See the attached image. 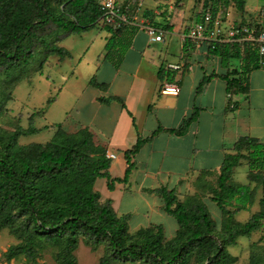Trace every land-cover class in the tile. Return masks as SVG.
Instances as JSON below:
<instances>
[{
	"label": "trees",
	"instance_id": "16d2710c",
	"mask_svg": "<svg viewBox=\"0 0 264 264\" xmlns=\"http://www.w3.org/2000/svg\"><path fill=\"white\" fill-rule=\"evenodd\" d=\"M54 1L0 0V64L5 66L7 72L37 60L40 52L46 57L57 54L61 61L72 57L68 49L60 46L61 41L72 33L80 34L94 28L104 16L98 0H64L60 13L54 11ZM212 1L210 7L204 8L216 15L224 13L231 0ZM233 1L243 15L248 13L245 0ZM201 13H197L196 20H200ZM153 24L165 29V26H159L160 23ZM104 28L111 33L105 46L108 51L106 56L117 50L120 61L129 39L139 27L130 24L119 29L109 25H104ZM55 35L57 42L48 39ZM210 51L221 57L224 67H229L232 58L242 61L240 73L233 70L224 78L229 94L247 93L248 74L263 67L264 58L258 50L247 44L242 47L239 43H223ZM45 60H41V66ZM158 74L162 77V68ZM236 74L239 76L231 77ZM208 80L207 77L201 82L198 92ZM91 84L105 87L96 78L91 80ZM113 99L120 100L126 107L122 99L116 96L106 101ZM51 101L48 100L49 103ZM229 102L231 109L239 107L238 102L231 99ZM129 114L136 125L133 114L130 111ZM34 115L30 128L14 132L4 150L0 151V226L11 227L20 237L28 240L26 244L10 247L9 257L21 253L32 257L35 254L34 246L39 241L64 244L65 238L66 246L57 258L63 263L66 260L67 264H75L72 252L78 244L79 235L84 234L94 244L109 243L110 256L103 258L100 264H109L114 259L176 264L178 261L185 262V258L195 249H199L198 255L204 264H233L238 257L229 251L228 246L236 244L239 237H249L264 226V195L260 200V210L247 222L235 218L237 212L254 203L257 187L264 185V143L257 138L241 137L235 145V152L226 154L216 185L211 187L207 184L211 190V200L223 215L220 231L227 237L217 235L214 215L200 194L181 200L177 191L167 186L145 189L158 193L165 200L164 210L179 223L174 238L165 244L162 224L142 227L130 233V215H119L112 199L103 198L96 188L100 178L107 180L109 191L115 190L117 183H127L135 168L133 157L144 144L152 141L154 135L139 137L137 143L125 151L128 163L125 174L123 177H113L110 172L112 158L108 156L105 146L95 143L88 127L68 132L60 126L45 144L33 142L19 145L17 139L20 135L36 131L32 121ZM198 117L199 111L196 110L179 128L168 130L185 134ZM160 130L161 127L155 133ZM243 160L248 162L250 168L249 179L256 182L254 188L232 180L234 168L242 165ZM202 176L206 174L203 173L201 179ZM200 183L201 187H205V183ZM233 201L237 203L234 210L229 207ZM19 220H27L22 232L16 227Z\"/></svg>",
	"mask_w": 264,
	"mask_h": 264
},
{
	"label": "crops",
	"instance_id": "0c3cea01",
	"mask_svg": "<svg viewBox=\"0 0 264 264\" xmlns=\"http://www.w3.org/2000/svg\"><path fill=\"white\" fill-rule=\"evenodd\" d=\"M134 17L132 19L139 28L129 39L121 60L119 61L117 50L108 57L106 48L102 50L101 58L95 66V75L99 82V77L103 75L102 69L111 70L100 82L104 83L105 87L89 82L91 89L89 95L84 98V104L89 110H76L79 117L76 126L71 129L76 131L88 127L94 135L95 143L105 146L108 156L111 153L116 155L112 158L110 167L113 177H123L125 174L128 167L125 151L131 149L139 137L154 135L152 141L144 144L133 157L135 168L129 181L117 183L113 191H101L103 198L112 199L113 207L119 215L131 217L133 211H137L136 208H129L124 212L120 210L122 202L118 203L115 196L119 190L129 193L132 200H142L147 205L145 214L151 217L158 213L164 203L158 193L145 189L167 186L168 189H175L179 198H182L185 191L195 187L193 181L196 179L199 189L197 194L203 197L211 211L215 208L222 220L223 215L219 207L215 202L206 201L201 189L215 186H208L207 180L209 182L212 176L219 174L226 154L235 152V145L241 137H254L264 143V65L248 74L247 93L229 94L224 76L233 70L241 72L240 59L232 58L229 67H224L219 55L213 54L210 51L212 49L204 43L186 39L187 28L181 30L183 23L176 26L169 17L158 16L155 19L160 23L159 26H165L163 41H155L149 35L145 38L141 34L147 33L138 24L143 21L153 23L152 17L147 15V18L141 21L139 16ZM101 28L107 33V43L111 33L104 27ZM176 37L175 42L179 39L180 55L173 57L170 47L174 45ZM171 63L181 65L182 68L169 69L168 65ZM161 68L162 77L158 74ZM233 76L238 77L239 74L231 75ZM207 77L209 80L198 92L199 85ZM167 80L179 84V95L160 93L161 85ZM112 96L121 98L126 107L118 99L106 101ZM230 99L232 102H238L239 107L231 109ZM196 110L199 111L198 120L191 124L187 133L179 135L168 130L179 128ZM129 111L133 114L136 125ZM160 127L162 130L155 133ZM237 167L233 170L232 180L254 188L256 182L249 180L245 167L241 169L244 171L246 182L242 179L238 182L235 173L241 169ZM203 173L206 176L201 179ZM99 180L101 178L97 180L96 188ZM200 181L207 186L201 187ZM103 184L107 187V182ZM261 190L263 193L259 196ZM256 192L254 203L235 214L237 220L247 222L260 210L264 185H259ZM232 205L229 207L234 210L236 207ZM237 243H240V239Z\"/></svg>",
	"mask_w": 264,
	"mask_h": 264
},
{
	"label": "rangeland",
	"instance_id": "374dc122",
	"mask_svg": "<svg viewBox=\"0 0 264 264\" xmlns=\"http://www.w3.org/2000/svg\"><path fill=\"white\" fill-rule=\"evenodd\" d=\"M63 1L55 0L53 2L54 11L60 13ZM98 1L101 3L103 0ZM115 1L122 5L123 11L130 16H139V21L147 18V15L152 17V22H155L158 16L169 17L170 21L174 22L176 26L183 23L181 30L186 29L188 25H191L197 19V13L206 9L204 6L210 7L213 3L212 0ZM245 1V10L247 12H256L264 8V0ZM242 15L243 13L237 8L233 0L230 1V5L223 13V16L225 18L228 17L230 21L241 19ZM155 23L158 22L156 21ZM101 27H104V24L100 20L94 28L80 34L72 33L64 38L60 46L68 49L72 57H67L63 61L60 60L57 54L46 57L43 52H40L37 60L30 64H23L20 68L12 69L10 72H7L5 66L0 64V151L4 150L6 143L14 132L25 131L30 128L33 113L35 115L32 121L36 131L30 134L20 135L17 139L19 145H26L33 142L45 144L52 138L60 126L68 132L78 131L71 129L73 126H76L75 124L79 117L76 114V110L82 108L89 110L87 109L88 106L84 104V98L89 95L91 89L89 82L93 78L97 79L95 66L98 63V59L101 58V52L106 43L107 33ZM141 36L145 38L149 37L148 33L147 35L141 34ZM48 39L52 42L58 41L56 35L48 37ZM175 40H177V37L174 38V42ZM179 50L178 39V42H175L170 47V54L173 57H178L180 55ZM42 59H46L43 66L40 65ZM110 71L108 68L102 69L101 73L103 75L99 77V82ZM49 99H52L50 103L48 102ZM238 167L239 169L245 167L246 174L248 173L249 178L250 168L248 162L243 160L242 165ZM235 175L238 182L241 181L240 179L246 182L243 169L237 171ZM217 176H212L209 182L207 180V184L216 185ZM105 180V178L99 180L97 189L99 191L106 190L109 192L106 185L104 187L103 183H106ZM196 181V179L193 181L195 187L185 191L184 197L182 196L180 198L181 200L199 192ZM204 189H201V191H204L206 201L213 203L214 201L211 200V190L209 188ZM262 193L263 190L258 195L260 196ZM115 196L118 203L120 201L122 202L120 209L122 212L129 208H136L137 210L133 211L132 216L128 219L130 233H134L142 227L162 224L165 230L164 243L166 244L174 238L179 228V223L163 207L160 208L161 211L159 210L156 215L150 217L145 214L147 205L142 200H132L129 193L126 194V192L124 193L121 190L117 191ZM161 199L165 203L162 197ZM236 205L237 203L234 201L232 206L236 207ZM212 211L215 214L213 215L217 223V235L221 238L227 237L223 231H220L221 217L217 215L218 213H216L214 207ZM26 224L27 220H19L16 227L22 232ZM238 239H240V243L228 247L229 251L233 255L237 254L238 257V260L233 264H264V226L258 233L254 232L249 237L243 236ZM27 242V238L20 237L13 228L0 226V264H67L66 260L63 263L62 260H58L57 258L66 246L65 238H63L64 244L59 242L47 244V240L39 241L34 246L35 254L32 257L27 253H21L16 257H9L8 250L10 247L20 246ZM110 252V246L107 241L94 244L89 242L84 234H81L72 254L74 255L75 264H100L103 258L110 256ZM198 253L199 249H195L185 258V262L178 261L176 264H204V260L199 257ZM109 264L154 263L150 260L124 261L114 259Z\"/></svg>",
	"mask_w": 264,
	"mask_h": 264
},
{
	"label": "built area",
	"instance_id": "2783aa9c",
	"mask_svg": "<svg viewBox=\"0 0 264 264\" xmlns=\"http://www.w3.org/2000/svg\"><path fill=\"white\" fill-rule=\"evenodd\" d=\"M101 6L104 10L101 22L104 25L119 29L127 23L136 24L132 19L133 17L123 11L122 5L115 0H103ZM201 12L200 20H196L187 27L186 39L204 43L209 49H215L217 45L223 43H239L242 47L247 44L256 48L261 57L264 58V8L256 12H248L237 21H230L221 12L216 15H213L209 9H203ZM138 25L148 33L151 39L163 41L164 29L145 21ZM262 64L264 65V60H262ZM168 68L180 70L182 67L171 63ZM160 93L177 96L180 93V86L177 82L167 80L161 85ZM109 156L113 158L116 155L111 153Z\"/></svg>",
	"mask_w": 264,
	"mask_h": 264
}]
</instances>
